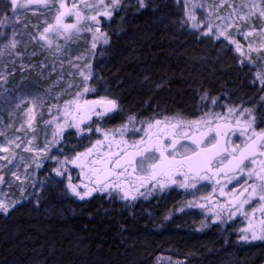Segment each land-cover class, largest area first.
<instances>
[{
    "label": "trees",
    "instance_id": "1",
    "mask_svg": "<svg viewBox=\"0 0 264 264\" xmlns=\"http://www.w3.org/2000/svg\"><path fill=\"white\" fill-rule=\"evenodd\" d=\"M259 1L264 9V0ZM145 4L115 12L102 27L109 42L97 49L90 99L117 98L124 113L183 117L207 109L210 100L200 101L206 92L217 98L214 107L237 104L264 112V86L256 79L264 73V50L256 59L247 54L252 62L246 58L241 64L225 41L197 36L184 26L173 0ZM26 21L21 17L22 29ZM91 141H79V147L76 142L74 149ZM38 199L36 205L25 203L0 214V264H158L167 245L194 252V264H261L264 258L263 248L245 254L223 248L213 237L194 238L173 227L151 232L147 227L161 225L159 208L149 217L138 208L130 212L102 200L80 204L57 195V187L45 188Z\"/></svg>",
    "mask_w": 264,
    "mask_h": 264
},
{
    "label": "rangeland",
    "instance_id": "2",
    "mask_svg": "<svg viewBox=\"0 0 264 264\" xmlns=\"http://www.w3.org/2000/svg\"><path fill=\"white\" fill-rule=\"evenodd\" d=\"M173 1L181 13L183 25L188 27V29L194 32L197 36L217 41L214 36L202 35V32L207 30L206 26L211 23L214 32L223 31L226 35L240 41L243 45L242 52L246 55L243 57L244 61H246L247 54L251 55L255 59L263 56L260 53L261 51L250 52L248 49V44L250 43L253 49L260 48L264 50V48H261V45H264V37L259 35V31L264 29V18L259 16V10L263 9L259 0ZM21 2H23V0ZM110 2L111 0H104L105 5H110ZM66 3L69 7H71L72 3H76L78 9L85 17L107 10L106 8L98 7L93 11H88L84 8L85 4L95 5L99 3V0H66ZM137 3L138 0H121V5L113 11V15L115 12H125L126 10L135 7ZM49 4H56L58 6V0H49ZM250 10L256 14L250 16V18L245 21L239 19L240 15H247ZM24 14L28 15V17L24 16ZM189 14L195 16L196 19H188ZM16 15L19 17V22H15V17H12V19L5 22V26H0V32L4 33L3 36H0V49L3 50V54H0V74H3L6 77V82L0 80V133H2V135H0V146L9 148V152H0V156H8L9 159L13 160V163L11 164H8L4 160H0V165H4V167L0 169V175L4 177L3 182H0V200H3L6 203L16 202L15 206L25 203H32L36 205L39 200V195L45 188L56 189L57 187V195L61 197V194L64 193L66 197L80 204H86L92 200L98 201L99 204L102 201L105 204L111 202L112 204H119L121 207L131 209L130 212H133V209L138 207L139 197L135 200H124L121 197L116 198V193H119V191H112L111 194L108 192H95L91 197H86L84 200L79 199L67 187L69 177H71V183L73 185H80L81 187L78 190L83 191V184L89 183L88 176L86 175L87 169L82 171L77 165L69 163L62 169V171H64V175L58 176L54 171V169L60 167L57 160L47 158L49 156H54L59 160H63L67 157L68 160H72L77 152H84L97 140H104L102 133L95 131L96 127H100L102 130L118 128L121 124L127 122V115H123L121 113L111 115V119L119 117L118 120L115 121L119 122V126L116 125L112 128L104 124V119L100 120L93 116L89 122L84 121L81 124V128L85 129L83 135H78L75 128H66L63 132L60 143L56 147L51 148L50 152L40 153L37 155L39 150L45 147V143L47 141L53 140V134L56 132L57 124L64 123L63 110L65 108V102L73 100L75 98V92L82 90L81 88L76 87V85L83 84L82 77L74 68L70 66L68 62L72 61L73 64H77L80 69L85 72V74L88 72L86 65L89 63L91 64L93 75L88 83L89 86L93 88V83L97 78V74L94 72L95 55L96 53H99L97 49L101 47L103 42H98L97 47L93 49V34L87 31H82L78 37L74 36L67 42H65L62 37L53 36L52 47H42L38 40H33L31 37L32 35L38 36L39 32L42 31L47 24L54 22L56 8L32 5L27 10H20ZM21 17L24 20L25 18L27 19L25 22V29L21 28ZM111 17L100 18V29H102L103 26H107ZM65 22L74 23L75 19L70 16L66 18ZM13 23L15 25L14 29L12 26ZM193 23H199L200 27L193 28ZM90 24L91 22L85 19L81 21L80 26L81 28H87ZM229 24L232 26L229 27ZM237 25H239L241 32H249L253 29V27L257 31L253 32V34L246 40L237 32ZM27 28H29V30ZM13 30L17 33L15 39L18 41L14 50L5 48L8 41L12 39ZM22 31L23 34L20 33ZM27 31H29V33ZM218 40H223L229 44L232 47V51L235 52V55L241 61V54L235 51V45H231L223 36ZM56 45L61 47L60 53H57ZM76 57H81V59L76 60ZM70 72L72 75H69ZM14 73L18 74V76H16V74L14 75ZM10 80L12 82H10ZM69 84H72L73 86L69 88ZM91 95H93V92L85 93L83 97H81V103L83 100H91L89 98ZM34 97L38 98L36 100V106L33 113L35 119L32 121V126L29 127L28 118L25 113L27 108L32 107ZM21 98L24 99V103L21 104L19 109H17L15 105L20 103ZM211 98L213 97H209L210 102ZM260 98L264 100V95H261ZM206 106L207 109L201 113L202 115L206 112L225 114L230 107L237 109V113L239 110L243 109L237 104H219L214 107L212 103H209ZM49 109H51V112ZM69 112L71 113L69 120H71L73 116L79 120L82 116L81 113L79 115L77 114L74 105L69 108ZM160 116L164 117H159L157 119H164L165 117L170 119L180 117L177 114ZM156 117L158 116L156 115ZM187 117L188 116H183L185 120ZM47 121L54 122L46 123ZM89 126L92 127L93 131H87ZM130 134H132V132L126 133L123 137V139L127 140L129 143L132 142V140L127 139V136ZM17 137H19V139H17ZM90 139H92V141L89 146L79 148L77 151L74 149L76 148V142L79 143V141H81L87 143ZM120 139L121 137L117 135L113 141L110 136L109 140L105 141L104 144L99 147L100 155L94 156L93 159H103L104 154L109 152L118 153L120 148L125 147V145L118 143ZM9 140L14 141V143L9 145L7 143ZM29 140L32 141L31 144L28 143ZM81 142L78 147L82 145ZM109 142H111L110 147ZM16 144H19L20 147H16ZM26 147H30L32 151H24ZM13 153L16 154L15 158L12 156ZM37 164H40V167H37ZM129 171H131V169H129ZM13 172H16L21 179L16 180L15 177L12 176ZM132 183L134 182L132 181ZM89 186H91V184H89ZM141 200L142 202L148 204L150 198H147L144 195ZM153 212L144 211L143 214L150 217L149 214L151 213L153 217ZM137 213L136 215H133L135 220L138 218L136 217ZM0 214L4 215L7 213L0 212ZM174 215L181 216L180 213L177 214V212L172 211L169 212V215L168 213L165 215L161 214L160 216L157 215L158 222H161V225H155L153 229L147 227V230L156 233L167 230V228L170 227L165 226L164 223ZM206 215H210L211 218H213V222L219 221L212 214ZM158 222L156 223L158 224ZM204 222L205 221H201L202 224ZM255 226H258V224ZM207 237L211 236L207 235ZM243 243H245V245L242 249H246L256 246L257 244H264V240L248 242L243 241ZM238 250L242 251L241 249ZM163 251L181 255L182 257L186 256L188 259H193L196 255L194 252H182L168 245L163 248ZM168 262L170 261H165L159 264H177V262H179V264L195 263L194 261L181 262L179 259L177 262ZM219 263L234 264L237 262L235 260H228Z\"/></svg>",
    "mask_w": 264,
    "mask_h": 264
},
{
    "label": "snow or ice",
    "instance_id": "3",
    "mask_svg": "<svg viewBox=\"0 0 264 264\" xmlns=\"http://www.w3.org/2000/svg\"><path fill=\"white\" fill-rule=\"evenodd\" d=\"M141 8L146 7L145 0H138ZM32 5L44 6V7H55L56 15L54 22L47 24L42 31L39 32L38 36L32 35L33 40H38L42 47H52V37H62L65 42L70 41L74 36L78 37L82 31H87L93 34L92 48L97 47V43L102 41L104 44L109 42L107 33L101 32L99 27L101 17H111L113 11L121 5V0H111L110 5H105L104 0H99L98 4H85L84 8L88 11H93L96 8H106L103 12H97L95 15L85 17L83 13L78 9L76 3H72L69 7L66 0H58V6L56 4H49V0H7V6L10 7L12 16L15 17V22H19V17L16 15L20 10H27ZM255 7V6H253ZM253 11H249L247 15H240L239 19L242 21L248 20L250 16L255 15ZM74 17V23H66L65 20L68 17ZM259 16L264 18V9L259 10ZM88 20L91 22L87 28H81L80 24L82 20ZM188 19L195 20V16L189 14ZM0 26H5L4 21H0ZM14 29V23H13ZM232 25L229 24V27ZM193 28H199V23H193ZM207 30L202 32L204 36H214L217 40L220 37H224L229 41L231 45H235V51L241 54L240 63L243 64L244 53L242 52L243 45L239 40L226 35L223 31L214 32L211 23L206 26ZM237 32L241 34L246 40L250 37L253 32L257 30L253 29L249 32H241L239 25L236 26ZM16 32L13 30L12 39L8 41L5 48L15 49L18 41L15 39ZM4 33L0 32V36ZM259 35L264 37V29L259 31ZM264 48V45H261ZM249 51L260 52L261 49H253L252 45L248 44ZM57 53L61 52V47L56 45ZM0 54H3V50L0 49ZM76 60H80L81 57H76ZM248 62L251 63V57H247ZM72 68L82 77L83 84L76 85V87L82 90L75 92L74 99L65 102L64 108V123L57 124L56 132L53 134V140L47 141L45 147L40 149L37 155L40 153H47L51 151V148L56 147L62 138L63 132L66 128H75L78 135H83L85 129L81 128V124L84 119L91 120L93 116L100 120L105 117H109L113 114L123 112V108L117 98H110L108 96L100 97L97 100H83L81 103V97L85 93L94 92L95 89L89 86V81L92 78L91 64H87V74L77 64H73L72 61L68 62ZM69 75H72L70 72ZM256 79L259 83L264 86V73H257ZM0 80L6 82V77L0 74ZM73 85L69 84V88ZM159 87V85H157ZM34 97L32 107L27 108L25 115L28 118L29 127L32 126V121L35 119L34 108L36 106V100ZM209 100L208 94L205 92L200 96V101ZM24 103V99H20V103L16 104L17 109L20 108L21 104ZM211 103L215 105L217 98H211ZM74 105L77 114L83 113L79 120L76 117H72L69 112V108ZM51 112V109H49ZM237 109L228 108L227 113H213L206 112L199 119L196 120H185L183 117L167 118L164 119H153V120H138L136 116L130 115L127 117V122L121 124L118 128L110 130H102L100 127H96V132H101L104 136V140H97L91 147L87 148L84 152H77L72 160H68L65 157L63 160H59L57 157L49 156L47 158L57 160L60 167L54 169L56 175H64L63 168L69 163L75 164L83 171L87 169L86 175L88 176L89 183L83 184V191L78 190L80 185H73L71 183V177H69V183L67 187L71 192L79 199L84 200L86 197H91L95 192H108L111 194L112 191H119L122 193V199L124 200H135L137 195L144 196L145 192H141L140 188L146 187L148 193L152 189L159 186L161 190L171 184H179L182 188H195L196 184L200 180H208L213 176L224 173L223 164L225 160H228L230 165L228 171L232 173L229 177V182L237 178L238 173H244L247 165L245 161H251L253 165L256 164L255 157L264 155V129L259 132L255 130V124L257 117L254 114V110L250 108H243L239 110L238 116L235 119L234 127L231 122V117L236 115ZM241 117L246 119L241 121ZM221 121H224L221 123ZM54 121H47L46 123H53ZM139 123L141 127L137 128L136 124ZM215 125L214 127L212 125ZM205 128L206 131L199 132L200 128ZM153 129H156L154 132ZM196 129L197 133H193L190 130ZM88 132L93 131L92 127L87 128ZM132 132L136 134L144 132V137L139 140H133L129 143L124 140L123 137L126 133ZM229 132L235 134L239 132L241 137H245L243 147L235 145L231 151L228 147L224 146L228 142L225 141L224 145L221 144V137L227 136ZM250 133V135H249ZM2 135V133H0ZM119 135L121 139L118 141L119 144L125 145L118 153H106L103 159H93L94 156L100 155L99 147L104 144L105 141L112 137ZM19 139V137H17ZM9 145L13 144L14 141L9 140ZM32 143L31 140L28 141ZM20 147L19 144L15 145ZM111 142H109V147ZM130 149H132L130 151ZM24 151L31 152L30 147H26ZM0 152H9L8 147L0 146ZM239 155H236V153ZM15 153L12 154L15 158ZM0 160L6 161L8 164L13 163V160L9 159L8 156H0ZM40 167V164L36 165ZM4 165H0L2 169ZM131 169V171H129ZM136 174V175H134ZM179 175L183 177V181H178L175 177ZM12 176L16 180H20L21 177L16 172L12 173ZM247 176L249 179H255V183L249 184L248 187L244 188L243 192L240 193L241 197L246 195L244 199H237L230 201L228 204L229 219L236 214L237 211L244 208L245 204L249 203L252 197H258L260 201L264 202V161L261 162V168L257 171L255 168H247ZM139 181V187L135 188L134 192L124 187L128 184L132 187V179ZM4 177L0 175V182H3ZM152 182V183H149ZM219 181H217V184ZM247 184L248 182L245 181ZM91 184V186H89ZM16 202L6 203L0 200V212L8 213L10 209L15 206ZM203 207V205H201ZM234 209V210H233ZM264 212V207L261 208ZM216 218L221 219L220 214L216 213ZM243 235L240 236L241 241H255L264 240V220L260 222L259 228L250 227L244 229ZM250 233V234H249ZM179 264V262H177Z\"/></svg>",
    "mask_w": 264,
    "mask_h": 264
},
{
    "label": "flooded vegetation",
    "instance_id": "4",
    "mask_svg": "<svg viewBox=\"0 0 264 264\" xmlns=\"http://www.w3.org/2000/svg\"><path fill=\"white\" fill-rule=\"evenodd\" d=\"M12 17L13 16L10 7L7 6V0H0V21L6 22L12 19ZM238 113L237 115H234L230 118L234 127H238L235 125V119L236 116H238ZM121 114L127 116L134 115L138 120H153L158 118L156 117L157 114L154 112L142 114L121 112ZM254 114L257 117L255 130L259 132L261 129H264V112L254 111ZM201 116L202 114H198L197 116H188L186 120H196ZM118 118L119 117L111 119V116L105 117L104 124L110 128L116 125L119 126V122H115L118 120ZM240 119L243 122L246 117H241ZM223 122L224 121H221V123ZM212 126L214 127L215 125L213 124ZM139 127H141V125L137 123V128ZM153 131L155 132L156 129H153ZM190 131L197 133L196 129H191ZM203 131H206V129L203 127L199 129V132ZM141 137L147 139V137L144 135V132L130 134L127 136V139L133 141L139 140ZM245 139V137H241L239 135V132H236L235 134L229 132L227 136L221 137V144L224 145V142L227 141L228 143L224 146L228 147L231 151L232 147L235 145H240L243 147ZM121 149L122 148H120L118 152ZM131 150L132 149H130V151ZM236 155H239V153L237 152ZM255 159V165H253L251 161H245V164L247 165V168H255L257 171H259L261 168V162L264 161V155L258 154ZM229 167L230 165L228 164V160H225L223 168L224 173L227 174L222 173L215 175L208 180H200L196 184L195 188H182L179 186V184L171 183H169L168 186L163 190H161L159 186L155 187L150 193H148L147 186L140 188V191L145 192V197L150 198V200L148 201V204L144 203L141 200L143 196L137 195V197H139L137 208L139 211H148L151 213L154 211V207L155 209L159 208L164 215L166 213L169 215V212L171 211L177 212V214L180 213L181 216L174 215L173 217H170L169 220H166L167 222H165L164 225L170 228L173 227L187 236L194 238H204L207 235H210L216 239V241L219 240L223 248H231L234 250L241 249L242 251H239L244 252L245 254L250 250L259 248L264 249V244H257L256 246L242 249L245 243L240 240V236L244 234L242 230L249 229L250 227L259 228L260 222L264 220V212L261 211V208L264 207V202L260 201L258 197H252L249 200V203L245 204L243 209L237 211L236 214L231 217V219L228 218L229 202L235 201L238 197H240V193L243 192L244 188L248 187L249 184L256 182L255 179L248 178L247 168L244 173H238L237 178L229 182V177L232 175V173L228 171ZM175 179L181 182L183 181V177L179 175H177ZM132 181L134 182L132 183V187H129L128 184H125L124 187L134 192L135 188L139 187V181H135L134 178ZM217 181H219L218 184ZM245 181L248 183L246 184ZM116 194V198L122 197V193L119 192ZM244 198H246V195L241 197V199ZM201 205H203V207H201ZM123 209L125 208L123 207ZM151 213L148 214L151 215ZM216 213H219L221 217V219H218V222H213V218H211L210 215H206L212 214L214 217H216ZM201 221L205 222L202 224ZM256 224H258V226H255ZM178 259L181 262H186L195 260L196 257L193 259H188L186 256L182 257L181 255L167 253L161 250L160 256L156 258V261L158 264L165 261H170L172 263L177 262ZM261 264H264V258L262 259Z\"/></svg>",
    "mask_w": 264,
    "mask_h": 264
},
{
    "label": "water",
    "instance_id": "5",
    "mask_svg": "<svg viewBox=\"0 0 264 264\" xmlns=\"http://www.w3.org/2000/svg\"><path fill=\"white\" fill-rule=\"evenodd\" d=\"M95 100H96V99H95ZM81 115L83 116L84 114H83V113H81ZM84 121H85V122H89L90 120H88V119H84ZM237 199H241V196H240V197H238ZM237 199H236V200H237Z\"/></svg>",
    "mask_w": 264,
    "mask_h": 264
},
{
    "label": "bare ground",
    "instance_id": "6",
    "mask_svg": "<svg viewBox=\"0 0 264 264\" xmlns=\"http://www.w3.org/2000/svg\"><path fill=\"white\" fill-rule=\"evenodd\" d=\"M181 264V263H180Z\"/></svg>",
    "mask_w": 264,
    "mask_h": 264
}]
</instances>
